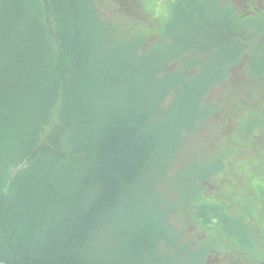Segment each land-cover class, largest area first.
<instances>
[{
	"label": "trees",
	"instance_id": "obj_1",
	"mask_svg": "<svg viewBox=\"0 0 264 264\" xmlns=\"http://www.w3.org/2000/svg\"><path fill=\"white\" fill-rule=\"evenodd\" d=\"M211 1L228 22L208 24L200 31L204 45L180 55L167 47L175 38L162 19L145 28L159 16L142 0H111L114 15L96 0H0V264H207L201 231L234 243L227 195L211 203L207 183L227 176V193L238 177L264 174L257 162L264 152L253 142L259 120L236 116L238 104L235 111L212 108V88L237 64L230 70L223 63L210 76L187 60H201L211 32L236 31L241 45L242 25L264 28V0ZM151 36L159 38L146 47ZM255 93L264 96V84ZM215 112L226 129L212 142L217 164L196 170L182 204L163 200L165 178L186 176L185 166L176 167L181 148L196 132L201 139ZM234 163L241 168L233 180ZM179 215L186 228L196 227L180 229ZM247 233L239 240L244 248L254 244L253 230Z\"/></svg>",
	"mask_w": 264,
	"mask_h": 264
},
{
	"label": "rangeland",
	"instance_id": "obj_2",
	"mask_svg": "<svg viewBox=\"0 0 264 264\" xmlns=\"http://www.w3.org/2000/svg\"><path fill=\"white\" fill-rule=\"evenodd\" d=\"M110 2L111 0H96V4L99 6L101 12L107 11L114 15V10H107V7L111 5ZM142 2H144L145 8L148 11L153 12L155 16H159L158 18H154V22L150 25L144 23L146 25L145 28L149 29V27H154V25L157 26L156 23H159V19H162L164 23L163 26L165 25L164 28H166L168 33L175 38L173 39V43L168 44L167 47L175 49L180 55H182V50L184 48L197 46L202 47L204 45V41H202L200 37V31L201 29L206 31L207 28H209L208 24L212 23L223 25L228 22L224 17L225 13H216V8H214L215 1L213 2L211 0H142ZM222 2L226 3L227 0H222ZM186 3H188V10H184ZM190 6L194 7L193 11L190 10ZM208 6L212 8V11L209 10L208 12L206 10ZM198 7L201 9L199 12L197 11ZM203 8L205 11H203ZM224 10L225 9L221 8V11ZM135 15L137 14L135 13ZM247 15L254 16L251 10ZM238 17H241V14ZM242 26L244 32L240 37L241 45L234 44L233 36H235V33H237L236 31L234 34L232 33V35H228L226 32L223 36L222 31L211 32L209 40L207 41V52H202L200 55L201 60L195 59L193 56V58H190L187 61L193 63L192 70L194 69L195 71H201L206 68L207 73L210 76H215L218 73L219 68H222L223 63L224 66L228 67V69L230 68V70L233 68L232 65L237 64L234 66L231 76L219 82L217 87L215 86L212 88L209 95V100L213 103V109L217 107L219 109L225 108L230 111H235L237 109L235 104H238L240 108L234 113L243 121H247L251 120L252 118H260V112L257 111V109L260 105H264V99H258L255 96L258 86L264 84V28L262 23H248ZM222 29L223 28L220 30ZM233 29L236 30V27H233ZM158 38V36L149 37L144 42L146 47L157 41ZM195 52L197 53V50ZM260 75L262 78H260ZM215 115H217L216 112L207 119V123H204V125L207 126V130L200 134L201 139L198 137L196 132L191 140V146L188 148H181L180 154L176 159L178 161L176 167L180 169L179 166H185L183 172L186 171V176L184 177L180 175L178 180L173 175H169L165 178V180L160 185L163 200H172L177 206L182 204L183 198L187 196L190 180L193 178V176L195 179H197L196 170L204 169L208 165H210L208 167H211L210 169H212L215 167L213 165L217 164V161H215L212 156V142L214 143V140H217L218 138H224L226 129L224 124H221V126L217 124V118H215ZM218 115H223L221 118H225L226 110L218 113ZM249 128H245L244 132L248 133L250 131ZM207 146L209 148V156H207ZM219 147L221 146L219 145ZM260 158H262V155ZM22 165H24V167L28 166V162L25 161L24 164L21 163L17 166H13L10 177L14 175L22 167ZM231 166V172L229 173L230 178H232V176H236L240 171L239 169L241 168V166H239L237 163H234ZM236 171H238V173H236ZM226 178L227 176L225 178H214L213 181L211 179V182L207 183L208 186L206 193L209 197L208 201L211 203H213L215 199L221 201L224 193L229 195V197L232 196L229 192L226 193L224 191ZM232 179L234 180V177ZM240 180L235 183L239 184ZM173 186L175 187L174 189ZM246 189L247 188H245V190ZM250 191H252L251 188ZM235 200L236 202L234 203V206L239 204V199ZM226 208L230 210L234 218L233 220L229 221L228 218H226L228 222L227 225L232 224V222L235 225V213L230 207L226 206ZM208 209L210 212H212L210 208ZM224 210L226 212V209ZM180 213L182 214V212ZM174 218V222L180 229L184 227L186 228V216L184 217V215H179V217ZM243 221L247 223L251 221V219L248 216H244ZM195 227L196 226L193 227L189 224L186 229L187 231H191ZM212 234L213 230L204 229L199 233L197 238L204 239V246L209 253V255H207L205 258L207 264H222L220 262H226L227 254L225 252H216V249L214 248H216V243L219 244L221 241L223 244V246L221 245L222 249H225V244L228 243V241H225L223 236L224 233L222 232H218L215 236ZM216 237H218V240L215 239ZM227 239L229 241L231 240L230 238ZM242 239L243 237L239 238L240 241ZM200 260L202 261V259ZM225 264L229 263L226 262Z\"/></svg>",
	"mask_w": 264,
	"mask_h": 264
},
{
	"label": "flooded vegetation",
	"instance_id": "obj_3",
	"mask_svg": "<svg viewBox=\"0 0 264 264\" xmlns=\"http://www.w3.org/2000/svg\"><path fill=\"white\" fill-rule=\"evenodd\" d=\"M256 98L264 99V96H257ZM259 108H261L259 111L260 118H258L257 120L259 121L256 122L258 128L256 129L253 142L255 144L254 148L257 149V151L264 152V125L260 121V119H264V105H260ZM261 155H263V157L260 159L258 158L257 162L264 166V153H261L259 156ZM249 176L251 177L248 178ZM239 180V184H234L228 190L232 196L229 197V195H227L225 199L226 206L230 207L236 215V224L233 226L234 230H232L234 243H229L228 241V243L225 244L226 248H223L222 251L227 254V262H231L232 264H242L241 262H246L247 264H264V174H248V176L238 177L237 182ZM234 186H237V190ZM245 188H247L246 191L249 195V208L253 211V221L250 223H245L243 221V212L245 208V193H243V191ZM250 188L252 191H250ZM241 191L243 193L242 195ZM235 199H239V204L236 206H234L236 202ZM225 209L228 221L233 220L234 218L230 210L226 207ZM245 229L248 230V233L250 230H253V234H250L253 238L249 239L252 240L254 244L248 248H244L242 242L239 241Z\"/></svg>",
	"mask_w": 264,
	"mask_h": 264
}]
</instances>
